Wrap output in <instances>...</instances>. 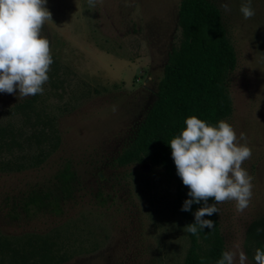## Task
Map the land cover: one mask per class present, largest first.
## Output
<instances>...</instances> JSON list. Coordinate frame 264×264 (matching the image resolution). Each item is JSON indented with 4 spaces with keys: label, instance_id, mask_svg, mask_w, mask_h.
Wrapping results in <instances>:
<instances>
[{
    "label": "rangeland",
    "instance_id": "374dc122",
    "mask_svg": "<svg viewBox=\"0 0 264 264\" xmlns=\"http://www.w3.org/2000/svg\"><path fill=\"white\" fill-rule=\"evenodd\" d=\"M210 1L237 54L227 78L233 111L224 121L252 150L242 164L252 177L249 205L240 212L234 200L218 204L220 230L225 251L238 245L246 264H256L264 247V0H253L247 20L246 0H227L230 12ZM180 2L48 0L52 20L41 36L53 63L43 93H0V126L21 129L19 144L0 153V264H185L190 242L175 182L151 163L117 162L181 43ZM67 164L76 173L73 196L55 211L26 214L24 196Z\"/></svg>",
    "mask_w": 264,
    "mask_h": 264
},
{
    "label": "trees",
    "instance_id": "16d2710c",
    "mask_svg": "<svg viewBox=\"0 0 264 264\" xmlns=\"http://www.w3.org/2000/svg\"><path fill=\"white\" fill-rule=\"evenodd\" d=\"M178 21L181 43L169 55L156 99L138 126L132 145L117 157V162L119 165L148 162L162 168L176 184L177 208L186 226L195 222L194 214L204 203H193L191 211L181 210L184 201L190 198L189 189L177 174L170 142L186 128L185 121L190 116L218 126L232 114L227 78L237 65V54L227 36L221 10L214 2L181 0ZM30 106L28 100L18 104L20 109ZM20 131L11 125L0 126V153L3 148H9L11 141L19 144ZM9 164L5 163L7 167ZM75 179L70 164L58 169L48 184L24 196L23 211L32 215L57 210L62 200L73 196ZM208 203H215L214 198ZM204 218L212 220L215 226L200 229L197 234L187 232L190 245L185 264H217L225 251L219 213Z\"/></svg>",
    "mask_w": 264,
    "mask_h": 264
},
{
    "label": "clouds",
    "instance_id": "9594fccd",
    "mask_svg": "<svg viewBox=\"0 0 264 264\" xmlns=\"http://www.w3.org/2000/svg\"><path fill=\"white\" fill-rule=\"evenodd\" d=\"M48 0H0V93L16 94L19 97L43 93L48 81V72L53 58L48 38L41 30L52 13L47 8ZM95 7V0H88ZM221 7L230 12V4L222 0ZM244 19L255 15L253 0L241 4ZM186 128L170 142L177 174L188 187L189 199L182 211H191L193 203L203 201L196 210L195 222L185 226L184 231L197 234L200 229H213L215 224L205 216L219 213L217 204L227 200L237 202V210L243 212L252 197V177L242 164L252 156L247 144L237 142V133L227 121L221 120L212 126L203 119L190 116ZM240 139H245L240 133ZM210 198L215 203L209 205ZM261 229H257L259 233ZM246 264V254L237 245L224 251L217 264ZM256 264H264V251L256 250Z\"/></svg>",
    "mask_w": 264,
    "mask_h": 264
}]
</instances>
